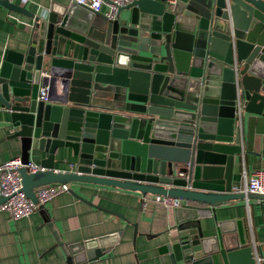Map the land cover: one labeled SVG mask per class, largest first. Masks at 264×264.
<instances>
[{"label": "water", "instance_id": "obj_1", "mask_svg": "<svg viewBox=\"0 0 264 264\" xmlns=\"http://www.w3.org/2000/svg\"><path fill=\"white\" fill-rule=\"evenodd\" d=\"M0 4L34 18L26 45L0 65L8 136L20 138L23 163L46 154L43 170L20 168L25 195L37 203L40 188L78 182L178 197L177 234L161 248L173 264H256L241 222L230 246L221 226L205 234L199 214L264 200L232 180L245 119L264 115V0H133L113 19L77 0L43 15ZM42 84L48 101L38 99ZM67 149L72 170H56ZM39 209L69 264L101 257L118 236L68 245Z\"/></svg>", "mask_w": 264, "mask_h": 264}, {"label": "crops", "instance_id": "obj_2", "mask_svg": "<svg viewBox=\"0 0 264 264\" xmlns=\"http://www.w3.org/2000/svg\"><path fill=\"white\" fill-rule=\"evenodd\" d=\"M13 2L35 15H43L53 5H67L71 0ZM126 14L128 11L123 10L122 15ZM33 20L26 13L0 4V65L7 49L20 50L26 45ZM13 130L7 113L0 107V164L21 157L20 138L8 136ZM242 150L235 155L233 165V186L238 191L244 189L256 169L264 167V115H247ZM45 155L33 153L31 161L40 163ZM74 160L70 149L61 150L56 154L55 169L72 170ZM69 184L88 201L76 197L70 190L45 205L62 240L69 245L118 234L101 257L76 264H173L170 254H163L161 248L177 234L174 209H166L152 201L144 206V196L138 191L78 182ZM199 215L205 234L217 235L221 226L227 230L222 234L230 236V246L237 243L238 223L241 222L254 258L257 252L264 254V200L234 199L219 203L212 210H201ZM0 264L69 263L65 249L57 244L53 230L38 209L19 219L0 211Z\"/></svg>", "mask_w": 264, "mask_h": 264}, {"label": "built area", "instance_id": "obj_3", "mask_svg": "<svg viewBox=\"0 0 264 264\" xmlns=\"http://www.w3.org/2000/svg\"><path fill=\"white\" fill-rule=\"evenodd\" d=\"M14 1V0H9ZM133 0H77L95 11L104 12L109 18L116 17L119 9ZM174 1V0H170ZM44 76L48 73L43 72ZM50 87L43 85L38 94V99L48 101ZM27 167L30 172L43 170L44 167L34 161L23 163L21 157H14L0 164V196H5L7 199L0 204V211L7 212L11 217L19 219L27 217L38 210L41 206H45L57 195L70 191L69 183H52L40 188L37 191L38 202L35 203L29 199L22 190V176L20 174L21 167ZM182 175H185L181 172ZM239 191L254 192L264 194V167L258 168L247 179L244 189ZM161 204L166 209H174L181 206L184 200L178 197L169 195H152L148 194L143 197V205H148L149 202ZM256 264H264V254L257 252L255 255Z\"/></svg>", "mask_w": 264, "mask_h": 264}]
</instances>
